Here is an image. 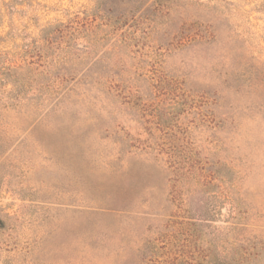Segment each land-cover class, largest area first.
<instances>
[{
	"label": "rangeland",
	"instance_id": "1",
	"mask_svg": "<svg viewBox=\"0 0 264 264\" xmlns=\"http://www.w3.org/2000/svg\"><path fill=\"white\" fill-rule=\"evenodd\" d=\"M186 1L0 0V94H80L30 127L2 111L14 145L0 158V264H122L135 234L220 258L264 241V109L232 91L224 61L214 69L201 46L172 40L203 22L235 37L230 58L264 60V0ZM66 44L93 51L57 54ZM55 61L48 87L15 85ZM109 206L128 218L83 220Z\"/></svg>",
	"mask_w": 264,
	"mask_h": 264
},
{
	"label": "trees",
	"instance_id": "2",
	"mask_svg": "<svg viewBox=\"0 0 264 264\" xmlns=\"http://www.w3.org/2000/svg\"><path fill=\"white\" fill-rule=\"evenodd\" d=\"M131 2L132 9H135V4H139V0H131ZM186 2L188 5H197L199 7L207 5L200 0H188ZM182 7L183 4L177 3L174 4V6H171V8L158 7L154 11L169 13L172 12V10L175 11ZM129 11L130 10H127L126 13ZM115 18L116 21L119 22L123 19V16L120 14ZM61 26L63 27L62 24L57 25L59 28H61ZM180 27L181 30H175L172 35V40L176 39V43L179 47L201 46L199 51L202 58L209 60L213 64L212 66H214V69L224 61L225 66H222V68L225 67V75L229 74L231 76L230 81L234 87L232 91H234L241 100L251 99L259 108L264 109V60L257 58L251 53L248 54L247 50H245V54L243 53L244 51L239 52V50H235L237 56L233 59L230 58L228 49L230 50L231 47L228 45L232 44V42H236L235 37L229 35L222 37L221 33L215 32L210 24L196 21L190 23L182 22ZM63 49L76 55V58H78L80 52L82 54H90L93 51L92 48H88V46L85 45L79 46L77 44H66L65 47H57L58 52L56 53L62 54ZM101 62L102 59H97L93 61L90 66L94 65L93 68H95L101 64ZM226 62H228L230 66L226 67ZM60 63L62 64L61 61ZM29 65H32L31 61L18 65L16 68L21 70ZM58 65L59 62L57 61L39 63L37 66L41 67V70H37V67H35L34 70H36V74H30L27 78H19L17 79V83H14L15 85L19 84L21 86L37 84L40 87H48V83L51 81V73ZM71 65L76 66L78 64ZM64 66L66 65L64 64ZM52 81L63 87L65 86V83L70 82V78H68V76H63L59 79L57 76L52 79ZM81 82V80H78L77 84L79 85ZM97 83L98 81H93V85H96ZM76 86L69 87L68 95L57 97L53 102H50L54 96L53 93H37L34 95H27L20 92L16 94H0V158L14 145V138L10 136V134H7L6 131L8 125L2 118L3 110H12L16 112L21 117V123L30 127L36 122L48 118V112H52L53 114L62 112L68 104L67 100H71L70 102H72V97L80 96V94L76 92ZM112 88L113 86L111 85L109 87L110 90L108 91L116 92V95L118 96L120 90L118 88ZM129 147L133 148L134 145H130ZM137 149L140 151V154L150 155L151 153L150 146L145 145L141 148L138 147ZM106 198L112 199L109 195L106 196ZM98 208L102 212H83V220L86 221L89 217L93 216H112L117 220L120 217L128 218L124 217L126 216L125 210L122 208H116L114 206ZM207 212L208 210H201L199 214L201 215L200 217L204 219L207 216ZM4 229L5 222L0 218V231ZM135 235H137L135 240L131 244H126L128 246L124 250L122 264H255L257 261L264 259V241L262 240H247L246 243H237L238 248H240L239 254L228 255L227 253V256L220 258L219 256L212 254H203L201 256H194L192 254L188 255L179 251L178 248H174L175 246H173V244L170 245V242L147 238V236L140 234ZM223 244L225 245V248L230 251L231 246L235 243H233V241L228 242L223 240Z\"/></svg>",
	"mask_w": 264,
	"mask_h": 264
}]
</instances>
